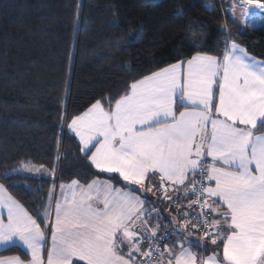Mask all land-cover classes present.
Instances as JSON below:
<instances>
[{"label": "snow or ice", "instance_id": "obj_1", "mask_svg": "<svg viewBox=\"0 0 264 264\" xmlns=\"http://www.w3.org/2000/svg\"><path fill=\"white\" fill-rule=\"evenodd\" d=\"M253 7L264 12V0H230L224 11L246 19ZM224 30L219 55L197 50L68 123L90 166L124 187L99 176L57 184L55 166L21 162L52 184L35 214L0 184V251L27 256L0 264H264V60ZM152 176L158 186L146 185ZM154 188L169 202L166 223L146 206ZM205 242L218 250L203 255Z\"/></svg>", "mask_w": 264, "mask_h": 264}, {"label": "trees", "instance_id": "obj_2", "mask_svg": "<svg viewBox=\"0 0 264 264\" xmlns=\"http://www.w3.org/2000/svg\"><path fill=\"white\" fill-rule=\"evenodd\" d=\"M227 6L226 0H0V184L33 214L46 206L53 178L20 172L21 162L55 166L61 182L99 176L122 185L90 166L67 123L96 99L114 101L134 79L197 50L219 55L224 25L264 60V25L244 27ZM13 255L26 257L20 247L0 251Z\"/></svg>", "mask_w": 264, "mask_h": 264}, {"label": "crops", "instance_id": "obj_3", "mask_svg": "<svg viewBox=\"0 0 264 264\" xmlns=\"http://www.w3.org/2000/svg\"><path fill=\"white\" fill-rule=\"evenodd\" d=\"M226 1H229L230 2V0H226ZM228 2V3H229ZM230 12V11H229ZM240 13H241V11H240V9H237V11H236V14H238V15H240ZM252 15H254L253 16V19L251 20V21H249V19L251 18V16ZM261 15H264V12H262V11H260V10H258V9H256L255 7H253L252 9H251V14L245 19V18H243V19H241V18H239V17H237V19L238 20H235V21H237V22H239V23H241V24H243V22L245 23H247V24H251L255 19H259L258 17L259 16H261ZM233 18V17H232ZM234 19V18H233ZM259 20H261V19H259ZM261 21H263V20H261ZM68 132L70 133V134H72L74 137H75V135L73 134V133H71V131L68 129ZM76 138V137H75ZM77 140H78V138H76ZM96 170V169H95ZM96 171H98V170H96ZM28 174H31V175H38V173H28ZM45 175V176H48L46 173H39V175ZM102 174H104V173H102ZM107 176H110V177H113V176H115V177H118V174H111V175H109V174H106ZM100 178H102V179H106V177H100ZM119 178V177H118ZM92 180V179H91ZM90 180V181H91ZM119 180L122 182V185H119V184H117V183H115L114 181H112L113 182V184L115 185V186H117V187H124V185L126 184V182H123L122 181V179L121 178H119ZM89 181V182H90ZM61 183V182H60ZM63 183H68V182H63ZM81 183H83V182H81ZM145 183H146V185H159V180H158V177H155V176H152V177H150L148 180H146L145 181ZM132 187H137V186H132ZM58 191H59V189H58ZM58 191H57V193H58ZM153 193H156V189L154 188L153 189V192H149V193H146L145 195H146V197H147V200L149 201V202H151L150 203V205H146V206H151V207H156V208H159L160 210H161V212L164 214V222L166 223L167 222V218H168V213H167V208H168V204H169V202H166V204H162V203H160L159 201H158V198H157V196H156V194L154 195ZM137 194L139 195L140 194V192H137ZM141 198H144V196H142ZM173 215H175V213L173 212L172 213ZM189 239H191L192 240V242H194V238H192V237H190ZM18 247H20L21 249H22V246H18ZM194 250V249H193ZM212 250H218L217 249V246H212ZM195 251V250H194ZM25 252V251H24ZM25 255H26V253H25ZM14 256V255H13ZM18 256H20V255H18ZM22 257V256H21ZM22 258H25V259H27V256L26 257H22ZM139 258V257H138Z\"/></svg>", "mask_w": 264, "mask_h": 264}, {"label": "rangeland", "instance_id": "obj_4", "mask_svg": "<svg viewBox=\"0 0 264 264\" xmlns=\"http://www.w3.org/2000/svg\"><path fill=\"white\" fill-rule=\"evenodd\" d=\"M155 1H160V0H155ZM229 1H227V3H228ZM230 3V2H229ZM229 3H228V5H229ZM206 4H208V3H206ZM228 7V6H227ZM229 12V11H228ZM229 14H231V17H233L234 19V21L235 20H238L237 19V17H239V18H241V19H243L244 17H242V15H241V13H240V15H238V14H232L231 12H229ZM251 14V13H250ZM253 16L254 15H252L251 16V18L249 19V21H251L252 19H253ZM237 22V21H236ZM237 23H239V22H237ZM239 24H241V23H239ZM241 25H243L244 27H246L247 26V23L245 22H243V24H241ZM262 25H264V20L263 21H261V20H259V19H255L251 24H250V28H259V27H261ZM20 172H23V173H33V172H28V171H26L25 169H21L20 170ZM34 173H36V172H34ZM38 175H39V173H38ZM56 180V179H55ZM61 181H60V179H58V180H56V183L57 184H59ZM57 191H58V188H57Z\"/></svg>", "mask_w": 264, "mask_h": 264}, {"label": "built area", "instance_id": "obj_5", "mask_svg": "<svg viewBox=\"0 0 264 264\" xmlns=\"http://www.w3.org/2000/svg\"><path fill=\"white\" fill-rule=\"evenodd\" d=\"M67 125H68V123H67ZM68 128V127H67ZM171 191V190H170ZM160 193H158V192H156V196H157V198L159 199V200H162V199H160L159 197H160ZM163 201V200H162ZM204 231V229L201 227L200 229H199V232H203ZM199 232H198V235H199ZM197 245H198V247H199V249H200V242H199V240L197 239ZM207 246V242H205V247ZM201 250V249H200Z\"/></svg>", "mask_w": 264, "mask_h": 264}]
</instances>
